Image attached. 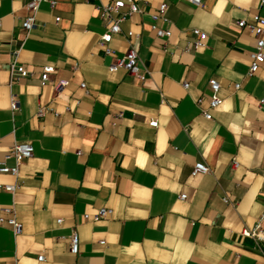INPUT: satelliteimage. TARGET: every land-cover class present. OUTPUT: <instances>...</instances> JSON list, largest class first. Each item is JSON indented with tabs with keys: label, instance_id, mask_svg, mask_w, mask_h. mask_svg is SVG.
Here are the masks:
<instances>
[{
	"label": "crops",
	"instance_id": "0c3cea01",
	"mask_svg": "<svg viewBox=\"0 0 264 264\" xmlns=\"http://www.w3.org/2000/svg\"><path fill=\"white\" fill-rule=\"evenodd\" d=\"M29 1L0 0V161L15 143L35 150L19 177L0 173V186L18 185L0 190V217L13 207L23 227L0 225V264H264V241L242 235L264 215V62L249 74L257 37L236 26L264 18L261 0H134L143 12L110 47L131 45L143 77L111 73L99 45L97 7L127 0H43L27 33ZM164 3L168 40L151 20ZM14 60L29 77H11ZM210 80L222 100L212 121ZM198 163L210 173L193 175ZM103 208L107 219L85 220Z\"/></svg>",
	"mask_w": 264,
	"mask_h": 264
},
{
	"label": "built area",
	"instance_id": "2783aa9c",
	"mask_svg": "<svg viewBox=\"0 0 264 264\" xmlns=\"http://www.w3.org/2000/svg\"><path fill=\"white\" fill-rule=\"evenodd\" d=\"M43 0H30L27 4L28 16L25 18L23 22V30L29 33L36 24V14L39 11L40 4ZM101 1V0H98ZM180 2H188L196 7L202 6V0H177ZM261 3L264 4V0H261ZM55 2L52 3L54 5ZM97 9L100 13V18L103 23L106 25V32L101 36L99 45L104 49L105 54L107 56H113L114 62L109 66V71L111 73H115L121 69L125 70L129 75L135 77H143L142 68L140 66V61L138 57L137 51L130 45L128 51L122 55L116 53L113 49H111V42L116 35H120L122 33L121 23L125 21L128 17L134 14L142 13V9L134 0L124 1H115L108 4H100ZM168 9L167 4H162L159 7V10L156 14L151 15L152 20V28L156 31L157 37L160 39L168 40L171 36V32L167 28H161L158 26V22L162 21L167 24L168 21L165 17ZM1 25V24H0ZM236 26L240 31L247 30L252 36L257 37V43L254 50L251 52V65L249 74L253 75L258 69L259 65L264 62V18L260 15H255L252 18V22H248L246 20H240L236 23ZM194 34L199 37V40L196 43V46H202V40L206 37V35L202 34L200 31L195 30ZM133 37L132 33H128L127 39ZM166 48L167 45L165 44ZM15 54H17L15 52ZM1 67V66H0ZM11 77L15 80H19L20 78H27L30 76V72L27 71L22 65L18 63L17 60H14L9 64ZM55 72V68L52 66H46L43 68L41 73V82L42 85H46L50 82V76ZM67 83L62 82L57 86L58 90L66 87ZM188 84H185L184 87L188 88ZM209 86L212 91V98L210 102V106L208 109L202 110V115L206 120L212 121L213 116L211 114L212 111L217 109L221 104L222 100L219 97L220 84L216 80H210ZM82 88H86V85L83 84ZM240 85L236 86V89H239ZM202 101H199L200 104ZM19 109V102H12V110L17 111ZM48 109L42 108L39 110V117H43ZM151 126L156 128L158 126L157 122H152ZM34 146L30 143H15L8 155L5 157L4 161H0V173H8L14 177H19L20 175V167L24 163L31 159L34 156ZM14 161V166H9L8 162ZM233 166L237 167L238 163L234 160ZM199 173L209 174L210 170L205 165L198 163L193 171V175H197ZM18 189V185H6L0 186V190H5L9 193H14ZM181 199H186V196H181ZM227 202V200H225ZM3 213L8 215V218L0 217V225L7 224L9 225L15 235H19L22 233V225L18 222L15 210L13 207H8L3 209ZM112 213L110 209L103 208L96 215L90 216L85 215V220L98 222L100 220H105ZM61 223V221H58ZM264 223V215L261 217L259 222L257 223L255 229L249 230L245 229L242 232L244 237L252 238L258 242L264 241V232L262 231V225ZM70 249L71 253L74 255L79 254V246L80 239L77 231H73L70 239ZM44 258L40 257L39 261H43Z\"/></svg>",
	"mask_w": 264,
	"mask_h": 264
}]
</instances>
